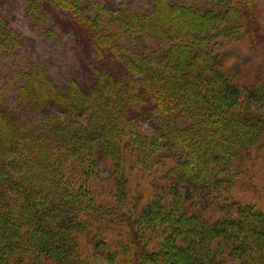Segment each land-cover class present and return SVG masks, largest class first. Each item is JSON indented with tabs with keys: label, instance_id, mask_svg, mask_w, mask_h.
<instances>
[{
	"label": "trees",
	"instance_id": "1",
	"mask_svg": "<svg viewBox=\"0 0 264 264\" xmlns=\"http://www.w3.org/2000/svg\"><path fill=\"white\" fill-rule=\"evenodd\" d=\"M27 1L33 11L49 8L72 19L89 36L99 65L87 86L73 77L61 88L40 62L20 70L14 106L0 90V264H99L83 251L85 243L100 259L121 264H214L208 244L215 237L226 256L264 264V211L228 193L264 146V116L228 105L240 88L224 58L218 62L208 49L217 38L252 31L257 0H152L144 12L118 7L126 45L101 32L81 0ZM145 39L167 43L149 49ZM20 43L0 8V57ZM54 111L86 123L61 124L49 117ZM141 121L172 163L169 180L186 197L214 200L222 217L209 224L182 207L159 219L153 203L133 217L72 184L83 160L123 159L125 130ZM156 217L159 247L148 252L135 225Z\"/></svg>",
	"mask_w": 264,
	"mask_h": 264
},
{
	"label": "rangeland",
	"instance_id": "2",
	"mask_svg": "<svg viewBox=\"0 0 264 264\" xmlns=\"http://www.w3.org/2000/svg\"><path fill=\"white\" fill-rule=\"evenodd\" d=\"M80 3L83 12L98 21L99 30L117 34V42L121 45L128 44V39L116 22V8L131 7L144 12L152 7V0H81ZM255 7L249 19V30L251 28L252 31L239 39L217 38L208 49L212 54H218V62L224 58V68L232 72L240 88L238 96L228 105L236 111L264 116V0H257ZM0 8L21 40L12 53L0 57V90L11 106H14L19 71L37 62L42 64L59 88L73 77L84 86L90 83L93 68L99 62L89 36L83 34L72 19L59 17L49 8L37 7L33 11L27 0H0ZM143 43L146 48L156 49L167 42L145 39ZM251 82L256 85L247 87ZM228 99L226 97L225 101ZM49 117L74 128L85 125L87 119L57 111ZM131 127L124 133L126 149L123 159L109 165H91L83 160L74 166L79 174L77 178L72 177V184L85 190L97 202L122 208L132 216L147 203H153L159 219L175 216L182 207L198 212L209 224L222 217L214 200L197 194L186 197L177 180H169L172 163L162 154L157 135L145 121ZM245 162L243 173L235 178L228 193L264 211V146ZM159 219L156 217L151 222L144 220L142 223L140 220L135 225L144 235L148 252L159 247V239L154 234L158 230L154 225L159 223ZM84 245L83 251L97 263L121 264L117 262L120 258L117 261L100 259L90 246ZM208 246L210 254L214 252V264H242L239 259L222 252L221 238H211ZM143 264L150 263L145 261Z\"/></svg>",
	"mask_w": 264,
	"mask_h": 264
}]
</instances>
